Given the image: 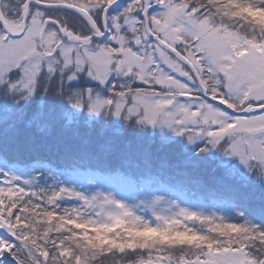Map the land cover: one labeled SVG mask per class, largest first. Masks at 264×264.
<instances>
[{"label":"snow or ice","instance_id":"6c2138e0","mask_svg":"<svg viewBox=\"0 0 264 264\" xmlns=\"http://www.w3.org/2000/svg\"><path fill=\"white\" fill-rule=\"evenodd\" d=\"M264 0H0V264H264Z\"/></svg>","mask_w":264,"mask_h":264},{"label":"trees","instance_id":"16d2710c","mask_svg":"<svg viewBox=\"0 0 264 264\" xmlns=\"http://www.w3.org/2000/svg\"><path fill=\"white\" fill-rule=\"evenodd\" d=\"M257 16H258L259 21L264 23V15L257 14Z\"/></svg>","mask_w":264,"mask_h":264}]
</instances>
